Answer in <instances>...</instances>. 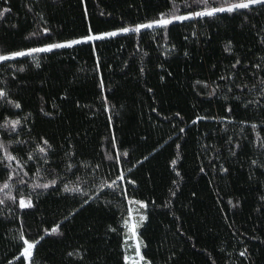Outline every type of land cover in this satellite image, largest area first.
Listing matches in <instances>:
<instances>
[{
  "label": "trees",
  "instance_id": "obj_1",
  "mask_svg": "<svg viewBox=\"0 0 264 264\" xmlns=\"http://www.w3.org/2000/svg\"><path fill=\"white\" fill-rule=\"evenodd\" d=\"M205 7L0 0V54L118 33L0 61V264H127L134 201L151 264H264V6L120 31Z\"/></svg>",
  "mask_w": 264,
  "mask_h": 264
},
{
  "label": "snow or ice",
  "instance_id": "obj_2",
  "mask_svg": "<svg viewBox=\"0 0 264 264\" xmlns=\"http://www.w3.org/2000/svg\"><path fill=\"white\" fill-rule=\"evenodd\" d=\"M193 2L197 3V4L205 5L206 6L205 10L197 11V12L190 14V15H176L171 19L165 18L162 15L160 19H158L154 22H151L148 24L137 25L134 28H123L120 31L124 32V33H127V32H137L138 33L142 29H145V28H149V29H151L153 27H164V28H166L169 24L173 23L174 20L183 21V20L192 19L194 17L213 16L216 13H223V12L233 13L235 11L242 10V9H251L252 7H254L256 5L264 6V0H233V2H231V3H228V0H224V4L226 6L222 5V6H217V7L209 6L210 0H193ZM6 11H10V10L4 9V10L0 11V18L3 17L4 12H6ZM117 34H118L117 32H111V33H107L105 35L115 36ZM104 38H105L104 35H89L85 38L73 40V41L66 42V43H55V44L49 45L47 47L33 48V49H30L27 51H24V50L16 51V52L11 53L10 55L0 54V61H8V60H13V59L25 57V56L34 58L36 53L51 52V51H53V49L72 47L74 44L84 43V42H88V41H92V40H100V39H104ZM237 63H239V61H237ZM6 97H7V93L0 90V99H5ZM14 106L16 108L20 107V105L18 103H16ZM228 110L231 111L230 108ZM19 123H20V121H7V122H5V124L0 125V127H10L12 130H15L16 126ZM251 126L253 129H255L257 127V125H255V124H252ZM43 145L44 146H41L38 149L40 153H46L47 147H49L48 141L44 140ZM0 152L5 153L4 159L9 161V163L16 160L15 156H13L7 152V149H6L5 145L3 144V142H0ZM124 155H127V153H124ZM109 158L111 159V157H109ZM29 159H32L31 155L29 156ZM173 163H175V161H173ZM10 179H11V177H10ZM119 179L121 181H123L124 177L121 176V177H119ZM18 183L23 184L24 181L21 179L18 181ZM129 183H134V181H129ZM50 184H55V181H51ZM50 184L49 183L36 184L33 187H34V189L37 187L38 188H48L50 186ZM9 187H10L9 183H4L3 186L0 187V192H3L5 189H8ZM108 187H112V185H108ZM72 190L73 189H69V188L65 187V191H72ZM8 198L12 199L14 202H16L15 197H8ZM4 202H5L4 199H0V204H4ZM133 203L139 204L140 207H147V205H145L139 201H134ZM18 205L21 209L31 208L33 206L32 201L30 199H20L18 201ZM143 219H146V217H141V220H143ZM124 226L126 228H129V231L131 233L130 238H135L136 237L135 229H136L137 225L134 223L130 224L129 220H125ZM52 232L53 233L58 232V228L52 229ZM42 238L43 237H41V239ZM20 239L23 241V244H24V248H23V251L21 252V256H23L25 258V260L28 261V264H32L33 250L35 249V247L39 243V241L30 242L29 240L24 238L23 234H21ZM136 255L138 257L136 264H141V262H143V264H151V261L147 260L146 257L144 255H142V253H141V242H137V244H136ZM240 255L245 256L246 251L240 252ZM17 259H19V257H17ZM125 260L127 261L128 257H125Z\"/></svg>",
  "mask_w": 264,
  "mask_h": 264
},
{
  "label": "rangeland",
  "instance_id": "obj_3",
  "mask_svg": "<svg viewBox=\"0 0 264 264\" xmlns=\"http://www.w3.org/2000/svg\"><path fill=\"white\" fill-rule=\"evenodd\" d=\"M105 37H107V35L102 34ZM94 41V40H92ZM47 47V46H46ZM141 217H145V215L141 212V207L138 205H131L130 209H129V215H128V219L130 224H136L137 227L135 229L136 231V237L135 238H130L131 237V233L129 231V228H127V243H128V247H127V253H126V257H128V260L126 261L127 264H136V261L138 260V257L136 255V244L137 242H141V253H142V247H143V243L139 238V227L140 225L144 222L145 219L141 220ZM141 264H143V262H141Z\"/></svg>",
  "mask_w": 264,
  "mask_h": 264
},
{
  "label": "built area",
  "instance_id": "obj_4",
  "mask_svg": "<svg viewBox=\"0 0 264 264\" xmlns=\"http://www.w3.org/2000/svg\"><path fill=\"white\" fill-rule=\"evenodd\" d=\"M28 263V261H26Z\"/></svg>",
  "mask_w": 264,
  "mask_h": 264
}]
</instances>
